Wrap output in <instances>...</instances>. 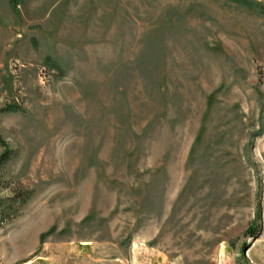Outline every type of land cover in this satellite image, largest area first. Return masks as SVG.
Listing matches in <instances>:
<instances>
[{"label": "rangeland", "instance_id": "rangeland-1", "mask_svg": "<svg viewBox=\"0 0 264 264\" xmlns=\"http://www.w3.org/2000/svg\"><path fill=\"white\" fill-rule=\"evenodd\" d=\"M0 264H264V0H0Z\"/></svg>", "mask_w": 264, "mask_h": 264}, {"label": "trees", "instance_id": "trees-1", "mask_svg": "<svg viewBox=\"0 0 264 264\" xmlns=\"http://www.w3.org/2000/svg\"><path fill=\"white\" fill-rule=\"evenodd\" d=\"M12 1H15V0H12Z\"/></svg>", "mask_w": 264, "mask_h": 264}]
</instances>
